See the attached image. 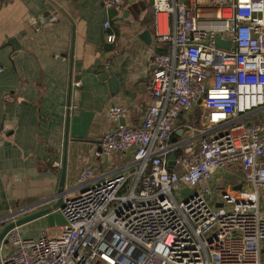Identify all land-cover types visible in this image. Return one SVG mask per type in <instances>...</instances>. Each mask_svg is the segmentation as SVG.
Masks as SVG:
<instances>
[{
  "label": "built area",
  "instance_id": "1",
  "mask_svg": "<svg viewBox=\"0 0 264 264\" xmlns=\"http://www.w3.org/2000/svg\"><path fill=\"white\" fill-rule=\"evenodd\" d=\"M150 11L168 47L154 53L151 104L140 125L118 124L100 144L134 170L83 168L60 233L27 237L14 223L3 264H263L264 0H151ZM126 113L114 106L110 117ZM225 169L231 185L216 177Z\"/></svg>",
  "mask_w": 264,
  "mask_h": 264
},
{
  "label": "crops",
  "instance_id": "2",
  "mask_svg": "<svg viewBox=\"0 0 264 264\" xmlns=\"http://www.w3.org/2000/svg\"><path fill=\"white\" fill-rule=\"evenodd\" d=\"M102 1L0 0V220L11 218L0 222V239L8 226L63 203L77 190L83 168L97 175L134 170L127 168L131 156L109 160L100 144L121 121L142 123L151 104L154 53L168 47L157 45L151 0H126L112 19ZM114 106L127 109L119 122L110 117ZM201 117L197 108L195 118ZM21 226L33 238L44 229L50 236L61 231L46 217ZM10 250L5 235L0 264Z\"/></svg>",
  "mask_w": 264,
  "mask_h": 264
},
{
  "label": "water",
  "instance_id": "3",
  "mask_svg": "<svg viewBox=\"0 0 264 264\" xmlns=\"http://www.w3.org/2000/svg\"><path fill=\"white\" fill-rule=\"evenodd\" d=\"M109 13V17L110 19H112L115 15H116V10L114 9H109L108 11ZM143 39L146 43H149L150 39H151V33L149 31H146L144 34H143ZM13 43H16V41H13ZM216 43L219 47H224V48H227L229 49L230 46H231V42L230 41H223L221 40V38H217L216 39ZM19 49V47L17 48ZM200 103V101H199ZM121 124H124L123 121H121ZM175 159V156L172 155L171 156V161H174ZM174 165V162H171V166ZM241 186H238L236 187V189H240ZM64 189V174L61 178V182H60V189L59 191L61 192L62 190ZM45 204H48V203H45ZM62 203L59 201L57 202L56 204H53L52 206H49L47 208H45V210H43L42 212H40L39 214L35 215V216H31L21 222H18L17 225H21V224H24V223H27V222H30L32 220H35L37 218H40V217H46L47 218V221L49 223V225L51 227L57 225V226H64L66 225V221L64 219V217L62 216V214L58 211V209L62 206L61 205ZM15 224H12L10 226H8L5 230V232L3 233L1 239L7 234V232L14 226ZM0 239V241H1Z\"/></svg>",
  "mask_w": 264,
  "mask_h": 264
},
{
  "label": "rangeland",
  "instance_id": "4",
  "mask_svg": "<svg viewBox=\"0 0 264 264\" xmlns=\"http://www.w3.org/2000/svg\"><path fill=\"white\" fill-rule=\"evenodd\" d=\"M233 173H234L233 169H225L224 173H223V179H222L223 183H227V184L231 185L232 182H234L236 180L235 176L233 175ZM187 195H188L187 190L183 191V196L187 197ZM263 257H264V251L262 252L261 262H264Z\"/></svg>",
  "mask_w": 264,
  "mask_h": 264
},
{
  "label": "trees",
  "instance_id": "5",
  "mask_svg": "<svg viewBox=\"0 0 264 264\" xmlns=\"http://www.w3.org/2000/svg\"><path fill=\"white\" fill-rule=\"evenodd\" d=\"M196 121L199 122V119H197Z\"/></svg>",
  "mask_w": 264,
  "mask_h": 264
}]
</instances>
